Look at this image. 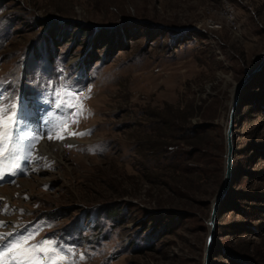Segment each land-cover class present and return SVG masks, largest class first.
<instances>
[{
    "label": "rangeland",
    "instance_id": "rangeland-1",
    "mask_svg": "<svg viewBox=\"0 0 264 264\" xmlns=\"http://www.w3.org/2000/svg\"><path fill=\"white\" fill-rule=\"evenodd\" d=\"M245 80L211 264H264V0H0V92L34 137L0 148V234L62 264H204ZM180 128H204L203 171L173 168Z\"/></svg>",
    "mask_w": 264,
    "mask_h": 264
},
{
    "label": "snow or ice",
    "instance_id": "snow-or-ice-1",
    "mask_svg": "<svg viewBox=\"0 0 264 264\" xmlns=\"http://www.w3.org/2000/svg\"><path fill=\"white\" fill-rule=\"evenodd\" d=\"M57 107L66 108L70 113L74 110L77 116H83L82 101H78L76 95H73L71 91L65 92ZM74 122L78 121L66 119L53 125L51 135H48L47 138L63 139L64 136L57 135V133L67 131L70 124ZM23 123V119L16 114L15 103L11 98H5L3 92H0V148L7 146L9 143L15 146V142L19 140L34 139V137L25 135V129L21 127ZM70 134L77 135L78 133ZM3 178V174L0 173V179ZM4 211L7 213V209ZM3 226V222H0V227ZM32 238L25 236L21 239L9 240L7 236L0 234V243L3 245L0 247V264H39L37 252L49 259L51 264H62V258H53L51 246L47 240L32 246L29 244Z\"/></svg>",
    "mask_w": 264,
    "mask_h": 264
},
{
    "label": "water",
    "instance_id": "water-1",
    "mask_svg": "<svg viewBox=\"0 0 264 264\" xmlns=\"http://www.w3.org/2000/svg\"><path fill=\"white\" fill-rule=\"evenodd\" d=\"M248 81L245 80L237 89L236 96L232 102V107L229 113L228 126L226 129V155H225V172L224 179L221 188L212 202V213L209 221L210 233L207 239V247L204 258V264H211V254L214 244L215 231L217 227V219L220 213L221 205L225 201V198L232 186L233 169H234V158H235V124L237 117V108L239 104V94L241 89Z\"/></svg>",
    "mask_w": 264,
    "mask_h": 264
},
{
    "label": "trees",
    "instance_id": "trees-1",
    "mask_svg": "<svg viewBox=\"0 0 264 264\" xmlns=\"http://www.w3.org/2000/svg\"><path fill=\"white\" fill-rule=\"evenodd\" d=\"M165 124H168V123H165ZM203 129L204 128H200V129H195V128H193V129L182 128L181 129L180 128L177 130L178 135H174V133H173L174 136L173 137L171 136L170 139H173L174 137L177 136L176 138H178V140L187 141V143H185V144H187L188 146H192V149H193L192 152H190V151L187 152L184 149L186 146H185V144H183L184 145V146H182L183 149H181L179 152H174L175 158L178 161L176 163H174L173 168H175L176 170L180 169L179 171H183L184 173H194L197 171L198 172L203 171L199 167H197V165H195V163H194V162L197 163V162L201 161V157L197 158L194 156H195V154H199V152L201 153V151H202L201 146H199V143H197V142L199 141L200 137L203 135L201 132V130H203ZM170 131L175 132L173 130H170ZM169 145H171V144H169ZM167 146H168L167 143H160V146H155V148L160 147V149H162V148L164 149V147H167ZM203 156L206 157L207 155L202 154V158H203ZM190 158L194 162H191L192 164L186 165L185 162H187ZM180 188H181V186H180ZM180 188L176 187L175 189L178 193L181 194L182 190Z\"/></svg>",
    "mask_w": 264,
    "mask_h": 264
},
{
    "label": "bare ground",
    "instance_id": "bare-ground-1",
    "mask_svg": "<svg viewBox=\"0 0 264 264\" xmlns=\"http://www.w3.org/2000/svg\"><path fill=\"white\" fill-rule=\"evenodd\" d=\"M27 126V125H26ZM25 131H26V129H25ZM26 133V132H25ZM42 150L44 151L43 153H49V148H48V144L46 143H44V145H43V147H42Z\"/></svg>",
    "mask_w": 264,
    "mask_h": 264
}]
</instances>
